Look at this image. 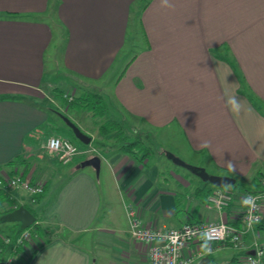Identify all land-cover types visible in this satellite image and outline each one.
<instances>
[{
	"label": "crops",
	"instance_id": "1",
	"mask_svg": "<svg viewBox=\"0 0 264 264\" xmlns=\"http://www.w3.org/2000/svg\"><path fill=\"white\" fill-rule=\"evenodd\" d=\"M136 1L0 0V173L44 182L33 201L19 186L0 188V211L22 204L50 227L17 247L13 259L21 253L22 263L29 255L25 264H146L148 245L130 235L128 205L155 227L221 217L242 226L246 190L225 186L232 199L222 213L208 208V182L171 155L234 180L261 173L264 0H148L129 34ZM139 28L143 42L127 53L126 38ZM70 82L73 90L60 87L71 95L95 87L79 93L100 92L105 114L140 135L148 153L112 145L99 150L97 168L56 170L61 162L43 143L71 110L54 94ZM261 222L244 232L241 247L218 243L206 263L243 264L254 241L264 246ZM20 227L12 221L3 230ZM9 254L4 245L1 258Z\"/></svg>",
	"mask_w": 264,
	"mask_h": 264
},
{
	"label": "built area",
	"instance_id": "2",
	"mask_svg": "<svg viewBox=\"0 0 264 264\" xmlns=\"http://www.w3.org/2000/svg\"><path fill=\"white\" fill-rule=\"evenodd\" d=\"M44 146L53 152L61 163H67L75 154L83 151L78 143L67 136L49 134L45 137ZM19 186L29 195L31 201L35 200L44 190V182L32 181L28 175L21 172L0 173V188ZM261 191L247 190L243 193V208L241 212L242 226L237 227L224 218L206 220L202 222L183 221L177 226L155 227L144 224L135 210L128 205L130 235L140 242L148 245V261L146 264H192L202 255H208L214 247L223 241H229L235 247H241L243 234L253 226L256 218L262 214ZM232 199V190L222 185L213 186L206 195L205 205L222 213ZM251 200L252 205L245 203ZM251 223V226L249 224ZM33 232L28 226L20 228L14 235L0 233V261L9 263L17 247L24 246L31 239ZM192 244L186 252L184 247ZM252 251H245L241 255L243 264H264V246L254 241ZM4 245H8L12 254L1 258ZM206 245L207 249L203 246ZM210 251H209V250ZM211 264H230L229 261L213 262Z\"/></svg>",
	"mask_w": 264,
	"mask_h": 264
},
{
	"label": "rangeland",
	"instance_id": "3",
	"mask_svg": "<svg viewBox=\"0 0 264 264\" xmlns=\"http://www.w3.org/2000/svg\"><path fill=\"white\" fill-rule=\"evenodd\" d=\"M138 1V0H137ZM136 1V2H137ZM137 8H138V5L137 4H134L131 8V12H130V23L128 24V29H127V32L129 34H131L134 26H136V14L137 13ZM55 33H56V30L54 29V37H55ZM141 31H140V28L139 30L137 29L136 31V36L134 35H131L130 38H126V42L128 44V46L126 47V51L127 53H129V51H133L135 50L134 48H137L138 44L142 43L143 42V38L140 40L139 36L141 35ZM135 42V43H133ZM75 83V82H74ZM74 85L73 82H70V85L67 83V84H59L58 86H63L65 91H71L73 90V87L72 86ZM57 86V85H56ZM88 88L86 87H80V88H75L74 90V94H78L79 91H82L83 89H94L95 87H91L89 88L90 86H87ZM55 94V93H54ZM56 95V94H55ZM57 99L56 100H60V97L58 95H56ZM62 101V100H61ZM67 106V105H66ZM71 107V106H70ZM62 112V111H61ZM63 112H66V109L63 111ZM110 112V111H109ZM69 116V118L74 121L80 128L82 131H84L85 133L89 134L91 137H92V140H90L88 143H85V142H82L81 140H79L76 136H74L71 128L65 123V121L62 119V117H58V124L59 126L62 128L61 131H55V132H52L50 134H58V135H61V136H71L73 138V140L78 143V145L83 148L84 150L75 154L73 158L77 157L78 159L81 157L82 159L84 157H87L91 154H97L98 155V152L99 150H101L102 148H108V147H111L112 145H118L120 142L118 141H115L114 138L107 136V135H101L98 131V125L105 119L106 117V114H103V115H96V114H93L91 112V110H88V109H85V108H77V107H71V110L68 111V113H65ZM123 127L126 131V133L128 134L129 138L132 137L133 135V132L131 131V128L130 126H127L125 124H123ZM153 140H155V143H158V138L153 135ZM45 140V139H44ZM163 144V143H161ZM44 145V143H43ZM45 147V146H44ZM167 149V147H164ZM160 150V148H157ZM164 149V150H166ZM173 156H176L178 157L179 155L174 153ZM205 156V155H204ZM203 155L201 154H197L196 155V159L199 158V160L204 157ZM180 157V156H179ZM72 158V159H73ZM79 161L74 163V162H70V163H57L56 164V170H58L59 172L61 173H67L69 172V168H71V171H72V167L75 166L77 167L78 169H81L83 167H93L94 169V166H92V164H85L84 166H79ZM261 168V167H259ZM207 170L209 171V167L207 165ZM261 173L260 172H257L258 170H253L252 171V174L246 178V177H241V176H236L235 177V183H233L232 185H229L231 186L233 189L235 188V190H243L244 187L246 185H252L251 183V179L254 177V176H257L258 174L261 175L262 178H264V168H261ZM264 180V179H263ZM60 181V180H59ZM248 183V184H247ZM264 185V183L262 184ZM224 186V185H222ZM225 186H228V185H225ZM243 187V188H242ZM259 187H262V186H259ZM263 189H264V186H263ZM22 190V189H20ZM24 193V190H22ZM12 221H16V220H0V229L3 230V228L5 227V225H10L12 223ZM31 224V223H30ZM28 225V227H32L33 225ZM0 230V232L2 231ZM4 232H9V230L6 228V230H3ZM9 235H14V234H9ZM22 254H17L14 259L12 260V262L10 261L9 263L11 264H22V261L21 260H18L19 257H21Z\"/></svg>",
	"mask_w": 264,
	"mask_h": 264
},
{
	"label": "trees",
	"instance_id": "4",
	"mask_svg": "<svg viewBox=\"0 0 264 264\" xmlns=\"http://www.w3.org/2000/svg\"><path fill=\"white\" fill-rule=\"evenodd\" d=\"M147 2H148V0H138L136 4L138 5V8H141V7H144ZM140 31L142 33V29H140ZM141 36L143 37V33L141 34ZM54 90H55V94L58 95L61 98V100L63 101V103H65V105H67L69 107L71 106V107H77V108H80V107L85 108V109L91 110V112L93 114H96V115H103L106 112L107 105H106L104 98L102 97L101 93L98 91H94V90L84 91L83 93L71 95V94H67V93L63 92L62 88L59 86H56ZM247 95L250 98V100L254 103V105H256V107L259 109V106L256 103L255 99L253 98V95L248 94V93H247ZM255 98H257V97H255ZM98 131L101 135H107V136L110 135V137L114 138L115 141L120 142L116 146L122 148L125 151H131V152L139 151L140 152L139 156H142V157L144 155H146L149 151L148 146L143 143L140 135H133L131 138H129L128 134L126 133V131L123 127L121 120H119V119L112 118V117L106 115L105 119L98 125ZM68 137L73 139L70 135ZM235 180H234V182H232L230 184H223V185L224 186L225 185H228V186L232 185L233 183H235ZM206 181L208 182V187H207V193H208L209 190L211 189V187L215 184L209 182L208 180H206ZM250 181H251L252 185L251 186L246 185L244 187V190H246V191L247 190L248 191L249 190L261 191L262 195L264 196V189H263L264 185H262L264 183V180L261 177V175L258 174L257 176H254ZM259 186H262V187H259ZM207 193H206V195H207ZM40 194L41 193H39L37 196H39ZM29 209L35 214V212L32 208H29ZM2 212L3 211H0V214ZM262 218H264V211L262 212L259 221L258 222L255 221L253 223V226L255 225L258 228L263 227L262 222H261ZM31 224L33 226L29 227V228H31L33 235L36 234L40 237V236H42L43 232H45V231L49 232L48 229L50 227L45 226V225L41 224L40 222H37L36 217H35V220L31 222ZM20 228H22V227H20ZM28 256L25 257L22 264H25V262L28 259ZM2 264H4V262H2Z\"/></svg>",
	"mask_w": 264,
	"mask_h": 264
},
{
	"label": "water",
	"instance_id": "5",
	"mask_svg": "<svg viewBox=\"0 0 264 264\" xmlns=\"http://www.w3.org/2000/svg\"><path fill=\"white\" fill-rule=\"evenodd\" d=\"M63 120L65 123L71 128L73 134L82 142L88 143L90 141L91 136L84 131L81 130V128L72 121L68 116L61 114ZM172 158L175 161H179L183 164H186L192 171L197 173L202 179L208 180L209 182L216 184V185H223V184H230L234 182V177L226 174H213L208 173L203 166L200 165H191L185 163L182 159L179 157L171 155ZM100 157L97 154H91L85 158H83L80 161V164H92L96 168L99 165ZM0 220H16L20 223L21 227L28 226L32 221L35 220L34 213L26 206L24 205H17L3 213L0 214ZM252 251V250H251ZM208 255H203L196 261L195 264H206L208 261ZM0 264L2 262L0 261Z\"/></svg>",
	"mask_w": 264,
	"mask_h": 264
},
{
	"label": "clouds",
	"instance_id": "6",
	"mask_svg": "<svg viewBox=\"0 0 264 264\" xmlns=\"http://www.w3.org/2000/svg\"><path fill=\"white\" fill-rule=\"evenodd\" d=\"M164 3L167 4V0H164ZM231 104L234 108H239V105L238 103L236 102L235 98L232 99L231 101ZM245 203H248L251 207L252 205V201L251 200H248V201H245ZM259 221V218H256V222ZM249 226H251V223L249 224ZM205 249H207L206 245L203 246ZM209 250V249H208ZM210 251V250H209Z\"/></svg>",
	"mask_w": 264,
	"mask_h": 264
}]
</instances>
